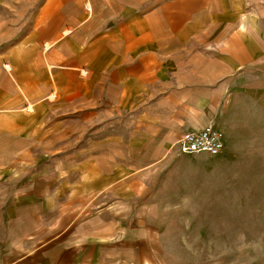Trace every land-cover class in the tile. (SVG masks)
I'll return each mask as SVG.
<instances>
[{"label": "crops", "instance_id": "crops-1", "mask_svg": "<svg viewBox=\"0 0 264 264\" xmlns=\"http://www.w3.org/2000/svg\"><path fill=\"white\" fill-rule=\"evenodd\" d=\"M15 1L0 22V264L157 258L155 187L195 159L176 142L210 121L227 154L228 124L264 113V0Z\"/></svg>", "mask_w": 264, "mask_h": 264}, {"label": "rangeland", "instance_id": "rangeland-1", "mask_svg": "<svg viewBox=\"0 0 264 264\" xmlns=\"http://www.w3.org/2000/svg\"><path fill=\"white\" fill-rule=\"evenodd\" d=\"M39 5L37 0L32 10ZM9 8L15 12L24 4L0 0V22L7 21ZM236 117L244 121L228 124L230 152L188 154L194 161L175 177L161 173L153 195L159 227L152 245L158 256L123 264H264V113ZM79 136L87 131L69 130L66 141ZM177 142L175 153L182 154Z\"/></svg>", "mask_w": 264, "mask_h": 264}, {"label": "built area", "instance_id": "built-area-1", "mask_svg": "<svg viewBox=\"0 0 264 264\" xmlns=\"http://www.w3.org/2000/svg\"><path fill=\"white\" fill-rule=\"evenodd\" d=\"M182 154L218 156L224 149L223 134L207 121L201 128L188 131L177 142Z\"/></svg>", "mask_w": 264, "mask_h": 264}]
</instances>
